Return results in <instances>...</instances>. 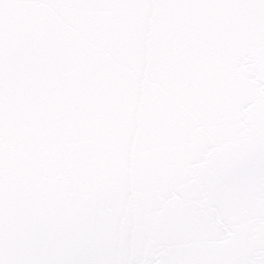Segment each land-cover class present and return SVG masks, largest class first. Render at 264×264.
Here are the masks:
<instances>
[{
  "label": "snow or ice",
  "instance_id": "snow-or-ice-1",
  "mask_svg": "<svg viewBox=\"0 0 264 264\" xmlns=\"http://www.w3.org/2000/svg\"><path fill=\"white\" fill-rule=\"evenodd\" d=\"M0 264H264V0H0Z\"/></svg>",
  "mask_w": 264,
  "mask_h": 264
}]
</instances>
